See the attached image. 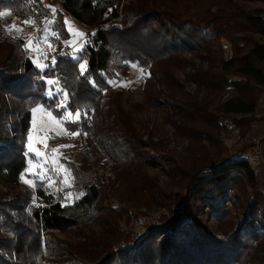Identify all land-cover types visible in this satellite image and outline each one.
<instances>
[{"label": "trees", "instance_id": "trees-1", "mask_svg": "<svg viewBox=\"0 0 264 264\" xmlns=\"http://www.w3.org/2000/svg\"><path fill=\"white\" fill-rule=\"evenodd\" d=\"M60 1L65 12L52 20L61 41L55 47V68H46L41 60L44 69H38L22 38L0 39V182L17 191L0 194V264H264V191L258 174L247 160L222 158L219 148L205 144L209 139L218 143L210 128L220 130L223 118L232 116L245 129L255 120L264 89V43L254 35L264 37V8L244 10L236 0ZM32 2L0 0V11L40 26L52 7ZM65 15L96 28V41L83 48L88 63L83 74L84 58L60 52L69 36ZM114 50L122 72L128 62L152 68L176 101L177 133L191 146L167 157L170 182L160 184L150 174L164 160L150 157L148 151L157 147L151 138L141 140L136 114L143 105L130 103L111 87L117 79L109 62ZM194 51L204 53L207 63L195 77L198 88L236 93L212 115L194 96L183 98L175 79L181 56ZM57 74L67 92L66 108L48 97L46 81ZM37 106L57 118L79 111V121L92 120L79 162L66 161L73 186L81 192L72 203L64 202L62 192H48L43 183L34 189L38 201L20 189L28 165L31 110ZM65 128L72 132L76 126L67 121ZM108 196L122 208L111 209ZM169 203L182 206L171 224L149 226L144 238L132 240L128 248L118 246L125 235L119 222L131 216L129 210H157ZM231 207L237 217L234 227L227 217ZM137 215L132 217L137 220ZM94 223L103 227L102 233H86L85 227Z\"/></svg>", "mask_w": 264, "mask_h": 264}, {"label": "rangeland", "instance_id": "rangeland-1", "mask_svg": "<svg viewBox=\"0 0 264 264\" xmlns=\"http://www.w3.org/2000/svg\"><path fill=\"white\" fill-rule=\"evenodd\" d=\"M33 1V0H32ZM29 0V3H33ZM47 6L55 8L59 0H41ZM138 0H123V2H135ZM244 10L262 9L264 8L263 2H241L236 0ZM50 16V15H49ZM49 16L41 21L40 26L37 23L29 19H19L13 16L8 10L0 11V39L2 38H23L28 42L31 40L32 47L27 46L25 52L34 61V65L42 70V57L39 52L45 46L47 40H52L53 35L51 32L58 33V30L53 27L52 18L49 20ZM67 23L66 30L68 32V38L63 41L62 49L64 46H74L81 49L85 48L84 42L79 45V41L82 38L80 26L67 15H65ZM34 21L33 26L25 25L24 21ZM120 20L119 18L115 19ZM44 23V27H43ZM16 25L17 28L22 31H8L12 29V26ZM50 25L53 27L50 29ZM32 37V38H31ZM254 38L264 43V37L254 35ZM60 41L58 37L56 44ZM224 55L228 57L230 55V49L227 44H224ZM182 57V62L179 68L175 71V79L178 81L179 90L183 98L188 96L195 98V101L202 107H204L208 114H214L217 106L220 102H223L236 93L233 89L228 88L225 91L220 90H205L198 88L195 82V77L201 69L207 67V63L204 60V53L197 51L191 53H185ZM84 57H80L82 59ZM119 58L117 62L119 63ZM41 61V62H40ZM84 59L81 64H84ZM126 71L121 72L123 74V80L119 84V89L122 92L123 99L128 98L130 103H140L143 105V109L140 113L136 114L140 123L137 125L140 130L141 140L152 139V142L157 144L155 151H148L151 158L161 157L164 160V164L160 167H156L154 172H150L155 176L160 184L170 182V178L167 176L168 168L171 167V163L167 162V157L176 156V154H183L186 148L191 146V142L187 140L185 136H181L177 133L176 126L179 124L177 121L173 107H175L176 101L169 97L167 88L161 83V80L156 76L155 70L152 68H145L139 65L137 62H128ZM51 80V79H49ZM48 81V80H47ZM46 81V82H47ZM53 81L57 83L48 85L51 90H48V97H56L60 106V102L64 100V93H67L65 89H61L63 86L60 75H56ZM52 93L50 96L49 93ZM68 101V96H67ZM66 101V103H67ZM156 103L157 106L150 104ZM159 105V106H158ZM34 109H41V111L34 112ZM49 113L51 116H49ZM70 114V115H66ZM62 118H57L50 111L44 109L41 106H37L31 110L30 130L26 143V150L28 153L27 169L21 177L20 189L26 193H32V198L35 201L34 189L39 185H45L48 192H55L56 194L62 192L66 203H72L81 196V192L74 188L72 175L67 168L66 161L79 162V151L81 148V142L83 138L87 137V128L91 126V118L85 117L80 119L78 125L72 132H68L65 128V123L70 121V116L74 112H66ZM54 118V119H53ZM76 118V112H75ZM80 118V117H79ZM255 120L252 122L249 129L239 127L232 122V116L219 120V123L223 125L220 130L210 128V135L214 136L218 143L209 139L205 144L211 150H217L222 158L239 159L246 149L258 142L260 145H264V89L261 90L260 98L258 101V108L254 114ZM61 120L64 123H59ZM176 123V124H175ZM9 128V123L6 124ZM190 127H194L190 124ZM77 133V135H71V133ZM31 136V141L29 137ZM56 137H62L64 140H57ZM71 139H75L76 142L67 149L59 151H50L47 155L43 154L44 148L52 142H65ZM211 141V142H210ZM31 144L32 150L30 151L29 145ZM221 147V148H220ZM251 152H254L252 150ZM39 153V154H37ZM253 155V154H251ZM262 164L257 166L256 164L249 163L254 167V170L259 177V186L264 191V156L262 155ZM248 162V161H247ZM50 165V168H49ZM50 171V172H49ZM52 171V172H51ZM53 177V179L51 178ZM25 180L28 183H25ZM55 182V183H54ZM43 183V184H42ZM177 183V181H174ZM174 191L177 192V184L174 186ZM15 190H10L8 187L0 182V194H8L12 196L15 194ZM109 193V190H107ZM14 196V195H13ZM58 198V195L56 196ZM38 204V202H36ZM107 204L111 209L120 206L117 201H114L108 196ZM226 205L230 206L229 203ZM227 206V207H228ZM182 206L176 203H169L167 207L159 208L157 210L139 209L137 212L129 210L130 217H126L125 220L119 222V228L125 234L123 239L119 242L120 248H128L130 242L134 239L140 240L145 237L147 228L154 225H168L174 220L176 212L181 211ZM137 213L136 219L133 214ZM235 209L229 208L227 217L229 220V226L234 227L237 222L235 216ZM135 216V215H134ZM194 219H191L193 222ZM198 224H201L198 222ZM86 233H102L103 227L94 223L85 227ZM60 238H66V235H59Z\"/></svg>", "mask_w": 264, "mask_h": 264}, {"label": "built area", "instance_id": "built-area-1", "mask_svg": "<svg viewBox=\"0 0 264 264\" xmlns=\"http://www.w3.org/2000/svg\"><path fill=\"white\" fill-rule=\"evenodd\" d=\"M55 14H50L49 16V20L54 18L56 16L57 13H62L65 12L62 6V2L59 0L57 6L55 7ZM107 15V12L104 14ZM71 18V17H70ZM120 19V16L117 17ZM116 18V19H117ZM72 19V18H71ZM78 26H80L81 31H82V38L79 41V45L84 42V46L85 47H92L94 41H96L97 39V34H96V28L94 27H89L80 23H77ZM44 23H43V27H44ZM53 35V39L52 40H47L45 46L41 49V51L39 52V54H41L42 57V62L43 65L48 68V69H53L56 66V57H55V47L53 46V44L57 41L59 34L54 33V30L51 32V36ZM32 38V37H31ZM22 44H23V48L26 50L27 46H28V41L26 39L22 38ZM96 49V48H95ZM61 54L63 56H66L68 58L71 59H79L80 57H84V62H86V71L88 70V63H87V58L85 56V54L83 53V47H81V49L76 48V45L74 46H64L61 50H60ZM119 57V51L118 50H114L110 57H109V62L111 64V67L115 70L116 74H117V79L116 81L111 85L112 88H119V84L122 82L123 80V74L121 72V69L118 65L117 59ZM53 60L55 61V63H53ZM61 87V89H63V87L61 85H59ZM75 119V112L71 114L70 116V120H74ZM72 125H78L77 123H71ZM76 142L75 139H71L65 142H52L49 143L43 150V154H48L50 151H59V150H63V149H67L70 146H72V144H74ZM252 150H254V152H251ZM253 154V155H251ZM262 155H263V144H259L258 142H256V144H252L251 147H249L248 149H246V151H244L241 155H239V158L245 159L247 160L249 163L252 164H256L257 166L261 165L263 160H262ZM50 168V165H49ZM114 208V207H113Z\"/></svg>", "mask_w": 264, "mask_h": 264}, {"label": "snow or ice", "instance_id": "snow-or-ice-1", "mask_svg": "<svg viewBox=\"0 0 264 264\" xmlns=\"http://www.w3.org/2000/svg\"><path fill=\"white\" fill-rule=\"evenodd\" d=\"M51 11L53 12V14H55V8H52L51 9ZM65 23H67V21H65ZM24 24L25 25H29V26H33L34 25V21H28V20H26V21H24ZM16 30V31H22V29H19V28H17L16 27V25H13L12 26V29H8V31H12V30ZM79 35H83L82 33H80ZM28 46H29V48H31L32 47V42H31V40L28 42ZM53 63H55V61L53 60ZM80 69H81V74H83L85 71H86V62L84 63V64H81L80 65ZM47 83L49 84V85H53V84H55V83H57L56 81H53V80H48L47 81ZM49 95L51 96L52 95V93L50 92L49 93ZM64 95V100L63 101H61L60 102V106L61 107H64V108H66L68 105H67V103H66V101H67V93H64L63 94ZM34 112H36V111H41V109H34L33 110ZM66 115H70V114H67L66 113ZM49 116H51V114L49 113ZM79 117H80V112L79 111H77L76 112V118L74 119V120H70V121H68V122H70V123H77V122H79ZM54 119V118H53ZM59 123H64V121L63 120H61ZM71 135H77V133H71ZM29 139H30V141H31V136L29 137ZM29 148H30V151L32 150V146H31V144L29 145ZM55 151V150H54ZM37 154H39V153H37ZM25 183H28V181L27 180H25Z\"/></svg>", "mask_w": 264, "mask_h": 264}]
</instances>
